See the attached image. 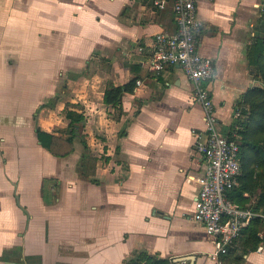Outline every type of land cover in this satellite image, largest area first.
Segmentation results:
<instances>
[{
	"label": "crops",
	"instance_id": "1",
	"mask_svg": "<svg viewBox=\"0 0 264 264\" xmlns=\"http://www.w3.org/2000/svg\"><path fill=\"white\" fill-rule=\"evenodd\" d=\"M152 1L0 0V264H264L261 220L216 259L191 219L203 109L179 66L156 75L146 65L154 35L176 30L171 5ZM196 6L198 51L215 62L206 87L227 135L244 94L261 86L247 49L264 0ZM129 83L118 106L105 103L107 85ZM242 171L231 196L264 215V169L250 159Z\"/></svg>",
	"mask_w": 264,
	"mask_h": 264
},
{
	"label": "built area",
	"instance_id": "2",
	"mask_svg": "<svg viewBox=\"0 0 264 264\" xmlns=\"http://www.w3.org/2000/svg\"><path fill=\"white\" fill-rule=\"evenodd\" d=\"M171 5L176 30L173 34L154 35L152 53L146 65L159 75L170 66H179L191 87L195 103L203 109L206 139L195 145L203 157L202 172L195 177L198 187L191 219L203 226L216 248L214 256H225L236 247L237 240L253 222L264 215L250 207L240 206L229 198L239 185L241 132L244 131L240 110L234 111L236 124L229 134L218 132L217 118L206 84L215 76V62L198 51L202 21L196 0H153L152 6L164 11ZM140 82H137V86Z\"/></svg>",
	"mask_w": 264,
	"mask_h": 264
},
{
	"label": "trees",
	"instance_id": "3",
	"mask_svg": "<svg viewBox=\"0 0 264 264\" xmlns=\"http://www.w3.org/2000/svg\"><path fill=\"white\" fill-rule=\"evenodd\" d=\"M247 61L254 73V77L261 83V86H255L247 91L238 104L239 108L237 109L241 110V112L245 106L247 107L246 111L243 110L244 117L241 121L244 129V131L241 132V139L243 137L244 143L241 142L240 144V164L241 170H243L250 159H254L256 166L264 169V12L262 13L258 26L255 29L252 42L247 49ZM130 89V83L121 87H113L110 84L107 85L104 92L105 103L118 106L121 103L123 92L129 91ZM69 115V117H71L72 113ZM36 131L40 144L45 148H49V145L44 141L43 136L45 135L49 140L52 137L46 133H42L39 129ZM250 154L252 157H249ZM241 189L243 190L244 187L242 186ZM232 192L235 193V189L229 193V198L233 202L238 203L239 201L236 199L235 201L231 196ZM245 234H242L237 240L236 246L241 242ZM255 234V232H251L246 236V242L253 241L254 248L259 242L258 237H256ZM232 250L233 249L230 251ZM127 264L168 263L166 261L156 260L152 257L143 256L141 261H130Z\"/></svg>",
	"mask_w": 264,
	"mask_h": 264
}]
</instances>
